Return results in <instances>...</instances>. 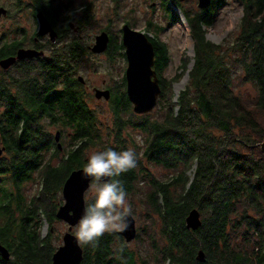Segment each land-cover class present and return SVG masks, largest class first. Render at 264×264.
Wrapping results in <instances>:
<instances>
[{
	"label": "trees",
	"instance_id": "trees-1",
	"mask_svg": "<svg viewBox=\"0 0 264 264\" xmlns=\"http://www.w3.org/2000/svg\"><path fill=\"white\" fill-rule=\"evenodd\" d=\"M172 1L184 14L194 43L192 67H188L190 58L181 64L187 82L176 95L175 80L164 76L171 58L159 39L162 27L148 22L147 29L155 32L148 36L161 88L157 105L151 113L135 114L123 79L109 99L112 133L104 139L77 79L90 51L80 34L95 23L90 8L76 19L73 10H52L47 0H34V7L43 10L59 31L60 45H50V55L37 63L20 61L16 77H0V145L4 147L0 177L9 175L15 188L10 190L0 178V220L4 221L0 241L10 252L9 260L0 257V264L52 263L53 223L62 203L54 195L73 170L83 167L88 147L128 149L123 138L127 129L137 165L119 179L144 207L148 231L141 227V232L148 236V249L129 251L117 232H106L81 245L80 264H138L137 254L143 257L142 264L149 258L157 264H264V0H242L237 34L226 50L207 39L206 33L227 0H211L207 8L195 12L180 7L178 0H162L168 20L175 23ZM26 40L23 36L22 41L4 42L0 58L23 47ZM121 50L117 34L111 33L105 51L110 60L125 57ZM236 79L249 84L254 95H243ZM54 125L70 129L61 151L46 128ZM36 172L41 188L26 202L20 189ZM193 208L201 213L196 230L185 225ZM44 220L49 224L46 236L41 232ZM154 223L160 225L158 232ZM139 237L137 232L135 239ZM116 242L125 249L120 252ZM199 250L204 251L205 262L196 260Z\"/></svg>",
	"mask_w": 264,
	"mask_h": 264
},
{
	"label": "rangeland",
	"instance_id": "rangeland-1",
	"mask_svg": "<svg viewBox=\"0 0 264 264\" xmlns=\"http://www.w3.org/2000/svg\"><path fill=\"white\" fill-rule=\"evenodd\" d=\"M161 2L162 0H48L49 6L52 10H73L76 19L84 14L86 7L90 8V13L94 17L95 23L90 28H84L80 33L81 37L84 38L86 42H89L88 46L94 43L95 36L102 31H107L110 34H117L119 43H122L121 28L124 24H129L131 28L152 37L155 36V32H151L147 29L149 25L148 22H152V25L161 26L162 30L159 34V39L167 45L171 58L168 68L164 72V76L172 81L175 80L173 90L174 93L178 95L184 88L188 79V73L181 70V64H183L184 60L190 58L188 67H192L194 43L181 9L174 5V2L172 1L171 10L177 14L175 23H172L167 18L169 13L165 12L161 7ZM178 2L180 3V7L187 9L190 12H195L200 9L197 0H178ZM34 4V0H0V7H5L8 10L9 15L8 17H0V47L3 46L4 42L9 43L14 39H23L20 35L15 37L16 32L14 30L17 27H25L27 29V35L37 28L38 23L32 16V11L35 9L33 6ZM242 13V0H227L226 5L220 8L216 13L213 25L207 28V39L216 44H222L223 48L226 50V47L235 39L237 34L236 25L242 17ZM26 38V41H28L31 37ZM47 39L48 38L44 39L40 45L47 46ZM59 45L60 42L56 43V46ZM121 51L125 54V49ZM45 52L47 54L46 50ZM84 58L86 59L85 67H83V71L78 73V76L81 75L85 80V84L82 85V92L87 104L97 115L98 130L100 135L105 139L109 133H112L111 126L113 115L109 100L97 99L95 97L94 89H110L113 93L115 88L121 87L123 79L125 80L127 59L126 56L122 57L116 55L114 60L111 61L106 52L103 54H93L90 51L84 56ZM236 71V74L240 73L238 69ZM9 73L10 75L5 79L0 69V77H2V80H10L12 77L17 76V70L12 69ZM178 76L179 79H176ZM124 82V91L126 92V81ZM235 82L236 87L239 88L238 90H240L243 95L249 97L254 95V91L249 84L242 83L241 79H236ZM174 101L176 100L174 99ZM46 128L53 136L58 130H64V132H62L63 138L61 142L63 145H67V134L70 132V129H66L60 125L47 126ZM132 133L133 131L130 130V134ZM123 138L127 139L126 144L129 145V148H132V139L129 135V129L124 132ZM134 138L137 142L141 143L139 135H136ZM92 149L98 148L97 146H90L85 150V153ZM61 156L62 155L55 157L53 164H56ZM7 157L9 158V156ZM149 169L158 172V169L155 167L149 166ZM0 178L6 180V185L10 190L15 191L13 184L10 182L9 175H4ZM40 188L41 178L36 172L31 175L27 182L22 184L20 192L25 197L26 202H29L36 197ZM88 196L89 191L86 192L85 199H88ZM54 198H56V200H62L61 205L64 203L65 200L62 195V188L54 195ZM129 199L133 206V215L136 220L137 232L140 233V237L129 243H126L124 240L123 242L126 244V248L132 252L137 249H148V236L141 232V227L148 231V221L143 214L144 207L136 196H129ZM56 220L57 221L53 223V237L51 240L57 250L58 247L63 244V236L68 230V225L64 221L57 219V217ZM3 222V220H0V223ZM75 227H73L72 230L74 234ZM153 228L158 232L160 225L154 223ZM48 230L49 224L44 220L41 231L42 235L46 236ZM80 244L83 246L81 242ZM116 245L117 247L119 246L117 249L120 250V252L125 249L123 243L116 242ZM143 254L147 255L146 251H143ZM142 258L143 257L138 256V254L136 255L138 264H142ZM122 261L125 262L124 255L122 256ZM145 264L157 263L149 258V261L147 260Z\"/></svg>",
	"mask_w": 264,
	"mask_h": 264
},
{
	"label": "water",
	"instance_id": "water-1",
	"mask_svg": "<svg viewBox=\"0 0 264 264\" xmlns=\"http://www.w3.org/2000/svg\"><path fill=\"white\" fill-rule=\"evenodd\" d=\"M200 9L207 8L211 0H197ZM7 10L0 7V17L5 15ZM38 22V35H49L50 41L56 43L58 34L52 27L46 15L40 11L36 14ZM122 44L125 49L127 59V68L125 71L126 95L132 105V111L135 114H148L153 111L157 105L158 97L161 93L159 78L154 65V46L149 36L143 32L137 31L124 24L121 28ZM110 34L102 31L94 38V43L89 46L93 54H102L108 48ZM43 52L32 48H19L16 56L0 58V67L8 69L17 60L26 58H34L42 55ZM78 81L84 83V78L79 75ZM95 97L97 99L104 98L106 101L110 99L111 92L108 89H96ZM54 140L59 149H62L60 143V132L54 134ZM264 150V140L261 143ZM4 153V147L0 146V158ZM92 183L86 179L82 173V168L73 170L62 186V195L64 203L59 206L56 217L64 221L68 225V230L63 236V244L54 251L51 264H80L83 259V248L80 241L72 232L76 226L79 217L83 213L85 207V194L88 186ZM129 227L126 231L118 233L126 243L133 241L137 235L136 220L132 215L128 221ZM201 213L198 209L193 208L188 212L185 218V225L188 229L196 230L200 227ZM0 254L2 259L9 260L10 252L0 241ZM198 262H205L206 257L203 250H199L196 254Z\"/></svg>",
	"mask_w": 264,
	"mask_h": 264
},
{
	"label": "clouds",
	"instance_id": "clouds-1",
	"mask_svg": "<svg viewBox=\"0 0 264 264\" xmlns=\"http://www.w3.org/2000/svg\"><path fill=\"white\" fill-rule=\"evenodd\" d=\"M84 158L82 173L92 183L75 236L82 244H88L106 232L122 233L129 227L133 206L119 178L136 167L137 158L131 148L117 150L110 146L92 149Z\"/></svg>",
	"mask_w": 264,
	"mask_h": 264
},
{
	"label": "flooded vegetation",
	"instance_id": "flooded-vegetation-1",
	"mask_svg": "<svg viewBox=\"0 0 264 264\" xmlns=\"http://www.w3.org/2000/svg\"><path fill=\"white\" fill-rule=\"evenodd\" d=\"M47 2H48V0H47ZM34 6V5H33ZM2 7V6H1ZM5 8V7H4ZM6 9V8H5ZM7 10V9H6ZM40 11H42L45 15H46V13L43 11V10H41V9H39V8H36L35 7V9H33V11H32V16L36 19V14L38 13V12H40ZM9 15H8V10H7V12H6V14L5 15H2L1 17H8ZM46 17H47V19L49 20V18H48V16L46 15ZM36 21H37V19H36ZM50 22V21H49ZM38 23V22H37ZM52 25V24H51ZM53 27V26H52ZM54 28V27H53ZM55 29V28H54ZM15 32H16V35H15V37H18V35H20L21 37H23V36H25V37H31V38H33V42L32 43H30L29 41H25V45L23 46V48H32V49H36V50H38V51H41V52H43V54L42 55H39V56H37V57H34V58H26V59H23V60H25V61H30V60H32V62L33 63H37V62H39V60H38V58H45L46 56H49L50 55V52H49V54H48V48H50V47H52V46H50V45H52V44H55V43H52L51 41H50V38H49V35L47 34V35H45V36H39L38 35V26H37V28H35L33 31H31V33H29L28 35H27V29L25 28V27H17L15 30H14ZM55 31L57 32V34L59 35V31H57L56 29H55ZM46 38H48L46 41H47V46H43V45H40V43L44 40V39H46ZM57 40H58V37H57ZM12 41H22V39H14V40H12ZM11 41V42H12ZM11 42H9V43H11ZM6 44V43H5ZM5 44H3V46L5 45ZM20 48H22V47H20ZM19 49V48H18ZM18 49H16L15 51H13L12 53H7L5 56H3L2 58H5V57H10V56H16V53H17V51H18ZM45 50L47 51V54H46V52H45ZM91 52V51H90ZM103 54V53H102ZM23 60H17L13 65H11L8 69H2L1 67H0V69H1V73H2V75L4 76V78L6 79L7 78V76H9L10 75V73H9V71L10 70H12V69H14V70H17L18 71V69H17V66L19 65V62L20 61H23ZM10 79V78H9ZM77 79H78V76H77ZM79 82V81H78ZM81 83V82H80ZM82 85L83 84H85V80H84V83H81ZM96 89H100V88H95L94 90H96ZM102 90H105V89H102ZM108 90H110V89H108ZM110 92H111V90H110ZM112 93V92H111ZM102 99H104V98H102ZM105 100V99H104ZM59 132H60V143L62 144V142H61V140H62V138H63V133L60 131V130H58ZM55 144H56V146H57V143L55 142ZM57 148H58V146H57ZM62 149H63V144H62ZM62 149H59L58 148V150L59 151H61ZM0 257H1V254H0ZM2 258V257H1Z\"/></svg>",
	"mask_w": 264,
	"mask_h": 264
},
{
	"label": "crops",
	"instance_id": "crops-1",
	"mask_svg": "<svg viewBox=\"0 0 264 264\" xmlns=\"http://www.w3.org/2000/svg\"><path fill=\"white\" fill-rule=\"evenodd\" d=\"M3 155V154H2Z\"/></svg>",
	"mask_w": 264,
	"mask_h": 264
}]
</instances>
